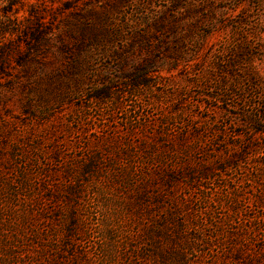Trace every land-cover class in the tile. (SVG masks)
Masks as SVG:
<instances>
[{"label": "rangeland", "instance_id": "rangeland-1", "mask_svg": "<svg viewBox=\"0 0 264 264\" xmlns=\"http://www.w3.org/2000/svg\"><path fill=\"white\" fill-rule=\"evenodd\" d=\"M0 264H264V0H0Z\"/></svg>", "mask_w": 264, "mask_h": 264}]
</instances>
